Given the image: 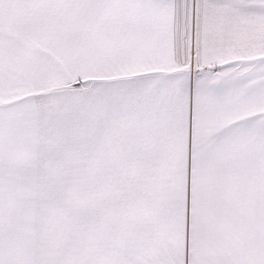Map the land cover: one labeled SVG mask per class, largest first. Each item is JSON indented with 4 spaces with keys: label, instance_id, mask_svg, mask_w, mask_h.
<instances>
[{
    "label": "snow or ice",
    "instance_id": "snow-or-ice-1",
    "mask_svg": "<svg viewBox=\"0 0 264 264\" xmlns=\"http://www.w3.org/2000/svg\"><path fill=\"white\" fill-rule=\"evenodd\" d=\"M0 264H264V0H0Z\"/></svg>",
    "mask_w": 264,
    "mask_h": 264
}]
</instances>
